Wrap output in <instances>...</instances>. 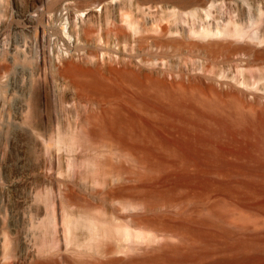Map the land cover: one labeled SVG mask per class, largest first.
<instances>
[{
	"label": "rangeland",
	"instance_id": "374dc122",
	"mask_svg": "<svg viewBox=\"0 0 264 264\" xmlns=\"http://www.w3.org/2000/svg\"><path fill=\"white\" fill-rule=\"evenodd\" d=\"M81 2L0 0V264H206L238 240L262 249L241 264H264V59L242 45H264V0L179 15ZM234 26L245 35L216 49L191 32ZM68 63L112 88L81 89ZM82 222L112 233L91 240Z\"/></svg>",
	"mask_w": 264,
	"mask_h": 264
},
{
	"label": "bare ground",
	"instance_id": "6f19581e",
	"mask_svg": "<svg viewBox=\"0 0 264 264\" xmlns=\"http://www.w3.org/2000/svg\"><path fill=\"white\" fill-rule=\"evenodd\" d=\"M107 2H114L116 0H106ZM119 1H128V3H130L131 5H134L137 8H140V9H149L153 6H162V7H165L166 9H168L169 11H171V13L173 12L174 14H194L197 10H204L205 12L208 11V8L211 6V5H214V3H216L215 1L216 0H212L210 1L209 3L205 4V5H201V6H204V7H201V6H192V7H189V8H184L182 7L181 5L179 4H168V3H159V2H141L140 0H119ZM219 1V0H218ZM240 1H244V0H240ZM220 2L223 3V0H220ZM239 4V3H238ZM241 4V3H240ZM175 19V18H174ZM191 31V30H190ZM194 34H196L198 37L200 36V38H206V37H219V36H232V37H236L238 39V37L242 38L244 35H245V32L240 28V27H237V26H234L233 28H222V29H219L217 28L216 30H212V29H209V28H202V29H195L191 31ZM253 39L254 36L252 35L251 36ZM201 38V39H202ZM259 39V38H258ZM257 40V38H256ZM253 41V40H252ZM261 41V40H259ZM119 73H121L123 76H127V77H130V78H137L138 76V73L128 69V68H121V69H118L117 70ZM61 72L64 73H69L73 76V81L74 83L78 84L81 89H85V91H98L100 93H103L105 91H110L109 89L112 88V85H110L100 74H98L97 70L94 69V68H89V67H84V66H81V65H78V64H74V63H68V64H65V66L61 69ZM158 84H161L160 81H157ZM170 104L172 107H175V108H178L180 107V102L176 99V98H172L170 99ZM131 122V121H130ZM134 122V121H133ZM132 123V122H131ZM141 128L140 129H143L145 131V133L148 135H150V132H149V128L146 124H143L142 126H140ZM148 135V136H149ZM146 136V135H145ZM162 144H165V142H161ZM185 146L186 148L189 150V151H193L192 150V144L191 142H189L188 140L185 141ZM168 147V146H167ZM188 150H175V153L177 155H179L181 157V159H184L186 158V153L188 154ZM186 151V152H185ZM214 159L216 160H220V156H218L217 154H214ZM219 185L223 186V187H226V183H220ZM45 201V200H44ZM45 203V202H44ZM46 205V204H45ZM48 205V204H47ZM50 208V207H49ZM47 211V210H46ZM209 213V212H208ZM48 214V213H47ZM45 215V214H44ZM26 217V216H24ZM23 217V218H24ZM45 217H47V219H45V224H43V227L46 225V226H49L50 224H52L51 220V214L50 215H46ZM214 217V216H213ZM44 218V217H43ZM27 219V218H26ZM42 221H44L42 219ZM215 221V219H214ZM196 222V221H195ZM199 222L203 225H208V226H214V224L212 223V218L210 216H205L203 217L202 219L199 220ZM198 222V223H199ZM199 223V224H200ZM215 223V222H214ZM42 224V223H41ZM81 224H84L85 228L88 230V234H89V237L91 240H95L96 241V237L98 236V234H104L105 236L106 235H109L112 233V230L107 228L106 225L105 227L101 226L100 227H96V225H93L91 223H80ZM200 224V225H201ZM213 224V225H211ZM46 226L44 227L46 229ZM51 226V225H50ZM49 226V227H50ZM82 226V225H81ZM42 227V226H41ZM48 227V229H49ZM215 227V226H214ZM40 228V227H39ZM54 228V227H53ZM219 228V227H218ZM120 229V228H118ZM220 229V234L221 235H227V229L225 230L224 227ZM41 230V229H39ZM115 230H117L115 228ZM121 230V229H120ZM119 230V231H120ZM198 230V229H197ZM196 230V231H197ZM126 230H121V234H125V232H123ZM118 232V231H117ZM116 232V233H117ZM119 232V233H120ZM199 230L197 232H194L195 235L196 233H198ZM43 233V232H42ZM127 233V232H126ZM229 233V232H228ZM137 234V233H136ZM190 234V233H189ZM127 235V234H126ZM194 235V236H195ZM200 235L199 238H201L200 241H202L201 243H207L210 241L211 238L215 237V235L213 236L212 232L211 231H208V230H201L200 229V234L198 233V236ZM134 236V235H133ZM137 236V235H136ZM153 236H156L153 234ZM152 236V238H154ZM197 236V235H196ZM195 236V237H196ZM150 237V235H149ZM148 237V239H149ZM151 238V239H152ZM156 238V237H155ZM163 238V237H162ZM160 238V239H162ZM197 238V237H196ZM158 239V238H156ZM98 240V239H97ZM159 240V239H158ZM187 240V239H186ZM199 240V239H198ZM213 240V239H212ZM151 241V240H150ZM149 241V242H150ZM156 241V240H155ZM160 243V242H159ZM158 241H157V244L156 246H153L151 247V249L155 250V249H163L164 247L167 248V246H171L172 248V245H174L173 243H170L169 241H164L162 243L159 244ZM211 243V242H210ZM44 244V243H43ZM45 245V244H44ZM48 245V244H47ZM46 245V246H47ZM154 245V244H153ZM209 244H207L208 246ZM174 247V246H173ZM192 247V246H191ZM209 247H211V245H209ZM226 249L228 248V250H231L233 253L231 256L229 257H221V258H218L216 260H211L210 262L206 263V264H241V263H246V262H256L259 260L260 258V253L262 252V249L260 247V245L255 242V241H243V240H238V241H234V242H230L228 243L226 246ZM48 248V247H47ZM193 248V247H192ZM203 248V247H202ZM252 248L253 249V252H248V250ZM42 249V248H41ZM160 249V250H161ZM170 249V248H168ZM191 249V248H190ZM194 249V248H193ZM214 249V248H213ZM212 249V250H213ZM43 250V249H42ZM46 250V249H45ZM208 250V249H207ZM47 251V250H46ZM49 251V249H48ZM171 251V250H170ZM173 251V250H172ZM176 251V249H175ZM190 251V250H189ZM188 251V253H189ZM206 251V250H205ZM177 252V251H176ZM45 253V252H44ZM47 253V252H46ZM184 253V252H183ZM183 253H180V254H183ZM195 253V252H194ZM197 253V252H196ZM173 254V253H172ZM186 255L184 256V258L188 257V256H191L192 255V252L191 254H187V252L185 253ZM201 254V253H200ZM176 255H174L175 257ZM199 256V255H198ZM173 257V258H174ZM182 255L180 257H175L176 260L179 262L181 260H183L182 258ZM114 258V257H113ZM122 258H118V259H114V260H121ZM128 259H126L127 261ZM175 260V259H174ZM48 264L50 263H55V259H47L46 260ZM171 263L174 264L172 262V260L170 259ZM170 261L169 259L167 260L166 262V259H165V263L163 264H170ZM185 261V260H184ZM177 263V262H176ZM184 263V262H183ZM158 264V263H157ZM179 264V263H178Z\"/></svg>",
	"mask_w": 264,
	"mask_h": 264
},
{
	"label": "water",
	"instance_id": "95a60500",
	"mask_svg": "<svg viewBox=\"0 0 264 264\" xmlns=\"http://www.w3.org/2000/svg\"><path fill=\"white\" fill-rule=\"evenodd\" d=\"M82 1V6H88L91 4H102L106 0H79ZM141 2H159V3H168V4H179L184 8H189L192 6H201L209 3L212 0H140ZM224 1H231V0H224ZM236 42L233 39H230L228 37L220 38V37H213V38H207L200 42V44L203 47H211V48H219L223 46H231L234 45ZM246 50L252 55L253 61H259L260 59H264V45L260 44H249L244 43L242 44ZM139 251L143 252L145 251V248H141ZM138 252H133L132 254L126 255L121 257V260L117 261H126V259H134L137 257ZM111 260V258L109 259ZM115 261V260H111ZM90 263V262H89Z\"/></svg>",
	"mask_w": 264,
	"mask_h": 264
}]
</instances>
